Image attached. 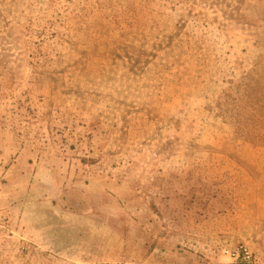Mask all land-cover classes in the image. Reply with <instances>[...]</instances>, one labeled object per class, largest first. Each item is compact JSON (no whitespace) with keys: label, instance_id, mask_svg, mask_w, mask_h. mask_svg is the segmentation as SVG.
<instances>
[{"label":"rangeland","instance_id":"1","mask_svg":"<svg viewBox=\"0 0 264 264\" xmlns=\"http://www.w3.org/2000/svg\"><path fill=\"white\" fill-rule=\"evenodd\" d=\"M0 264H264V0H0Z\"/></svg>","mask_w":264,"mask_h":264}]
</instances>
